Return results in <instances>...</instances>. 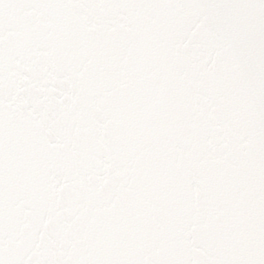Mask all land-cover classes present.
Returning <instances> with one entry per match:
<instances>
[{"label": "snow or ice", "instance_id": "obj_1", "mask_svg": "<svg viewBox=\"0 0 264 264\" xmlns=\"http://www.w3.org/2000/svg\"><path fill=\"white\" fill-rule=\"evenodd\" d=\"M0 264H264V0H0Z\"/></svg>", "mask_w": 264, "mask_h": 264}]
</instances>
